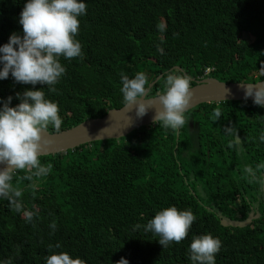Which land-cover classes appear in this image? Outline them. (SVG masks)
<instances>
[{"label":"trees","instance_id":"16d2710c","mask_svg":"<svg viewBox=\"0 0 264 264\" xmlns=\"http://www.w3.org/2000/svg\"><path fill=\"white\" fill-rule=\"evenodd\" d=\"M25 0H0V45L12 32L22 34L18 17ZM77 39L82 56L60 62L65 74L43 89L59 107L58 132L103 117L122 107L121 73L144 72L148 97L164 90L165 74L178 67L196 79L220 82L264 81V0H85ZM164 23L161 33L157 24ZM157 46L163 53L157 51ZM206 68H213L207 76ZM157 79V77H159ZM31 85L11 75L0 80V100ZM43 87L37 84L35 88ZM219 109L221 118L211 114ZM232 126L241 151L229 147ZM48 133H57L49 126ZM264 108L252 101L202 104L185 112L179 131L151 124L119 138L40 157L51 172L28 187L20 171L23 210L0 200V264H45L48 255L67 252L84 264H191L195 236L221 241L215 264H264V194L245 166L262 176ZM168 206L191 209L195 220L179 243L162 248L143 226ZM23 211H32L28 222ZM245 228L222 220L244 221ZM55 223V229L50 225ZM59 244L60 247L55 246Z\"/></svg>","mask_w":264,"mask_h":264},{"label":"clouds","instance_id":"9594fccd","mask_svg":"<svg viewBox=\"0 0 264 264\" xmlns=\"http://www.w3.org/2000/svg\"><path fill=\"white\" fill-rule=\"evenodd\" d=\"M85 14V0H25L18 17L22 34L12 32L7 42L0 45V80L11 75L16 83L33 86L15 93V99L19 101L15 106H11V95L0 100V165L3 166L0 167V200H7L9 207L18 213L23 210V193L13 185L17 173L24 171L23 179L31 182L28 187L34 189V178L45 177L52 170L50 163L43 164L40 160L41 153L51 143L44 133L49 126L58 132L62 119L57 103L47 99L43 89L55 91L54 86L65 74L61 57L71 60L82 56L77 35L79 18ZM157 29L163 33L166 25L159 23ZM157 51L163 53L159 46ZM211 71L213 68H206L203 73L207 76ZM206 78L211 77L196 79V84ZM191 80L190 75L173 68L165 74L163 92L146 100L150 91L147 75L138 71L130 78L121 73L124 108L130 110L135 106L137 117H141L149 107L155 106L153 102L156 101L158 106H155L153 123L179 131L185 124V112L192 101ZM37 84L43 87L35 88ZM242 86L245 99L251 97L255 105L264 108V82L242 83ZM211 118L214 122L221 118L218 108L213 110ZM223 131L233 137L229 147L241 151L236 130L225 126ZM259 141L264 142V132ZM260 168L264 165H257V169ZM244 173L250 180H258L264 185V175L258 177L251 166H245ZM23 215L30 222L34 213L23 211ZM194 220L191 209L168 206L157 211L143 226L135 225L134 230L143 227L145 232L158 236L157 242L164 248L183 240ZM50 228L55 229L54 222ZM220 248L221 241L211 234L195 236L188 247V258L191 264H215ZM45 264H84V261L61 251L48 255ZM115 264H129V261L121 257Z\"/></svg>","mask_w":264,"mask_h":264},{"label":"water","instance_id":"95a60500","mask_svg":"<svg viewBox=\"0 0 264 264\" xmlns=\"http://www.w3.org/2000/svg\"><path fill=\"white\" fill-rule=\"evenodd\" d=\"M179 69L178 67H174ZM180 70V69H179ZM259 81L255 83H260ZM242 83L254 84L246 82H220L215 78H206L191 87L192 101L190 111L202 104L233 102V101H252L251 97L245 99L244 87ZM154 83H150L151 88ZM260 86V85H257ZM155 97H145L146 100H151ZM158 106V102H153ZM155 106L149 107L145 114L137 117L136 108L133 106L130 110L124 108V105L118 109H111L101 118L88 119L76 126L57 133H44L51 143L41 153V156L55 155L65 153L68 150H73L79 146L90 144L93 142H104L106 140L119 139L129 135L131 132L142 127L154 124L153 117L155 115ZM0 167H3L0 165ZM264 175V172L263 174ZM264 194V185H262ZM252 218H247L244 221H227L222 220L221 224L224 227L245 228L251 224Z\"/></svg>","mask_w":264,"mask_h":264},{"label":"built area","instance_id":"2783aa9c","mask_svg":"<svg viewBox=\"0 0 264 264\" xmlns=\"http://www.w3.org/2000/svg\"><path fill=\"white\" fill-rule=\"evenodd\" d=\"M207 72V71H206Z\"/></svg>","mask_w":264,"mask_h":264}]
</instances>
